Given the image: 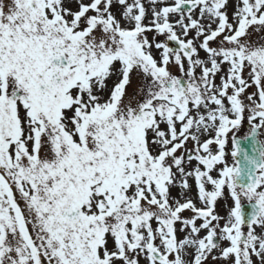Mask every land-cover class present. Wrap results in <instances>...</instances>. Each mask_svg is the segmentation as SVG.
Returning <instances> with one entry per match:
<instances>
[{
  "label": "snow or ice",
  "instance_id": "6c2138e0",
  "mask_svg": "<svg viewBox=\"0 0 264 264\" xmlns=\"http://www.w3.org/2000/svg\"><path fill=\"white\" fill-rule=\"evenodd\" d=\"M262 136L264 0H0V264H264Z\"/></svg>",
  "mask_w": 264,
  "mask_h": 264
},
{
  "label": "rangeland",
  "instance_id": "374dc122",
  "mask_svg": "<svg viewBox=\"0 0 264 264\" xmlns=\"http://www.w3.org/2000/svg\"><path fill=\"white\" fill-rule=\"evenodd\" d=\"M244 131H245L244 128H242L240 133H238V135H241ZM261 139H264V136H262ZM229 149H231V144L229 145ZM229 163H231V157L230 156H229ZM221 207H223V206L221 205Z\"/></svg>",
  "mask_w": 264,
  "mask_h": 264
},
{
  "label": "flooded vegetation",
  "instance_id": "af4514ba",
  "mask_svg": "<svg viewBox=\"0 0 264 264\" xmlns=\"http://www.w3.org/2000/svg\"><path fill=\"white\" fill-rule=\"evenodd\" d=\"M244 129H247V127L245 126ZM243 135H245V132H243ZM220 210L223 211V207Z\"/></svg>",
  "mask_w": 264,
  "mask_h": 264
},
{
  "label": "water",
  "instance_id": "95a60500",
  "mask_svg": "<svg viewBox=\"0 0 264 264\" xmlns=\"http://www.w3.org/2000/svg\"><path fill=\"white\" fill-rule=\"evenodd\" d=\"M245 146H248V142H245Z\"/></svg>",
  "mask_w": 264,
  "mask_h": 264
}]
</instances>
